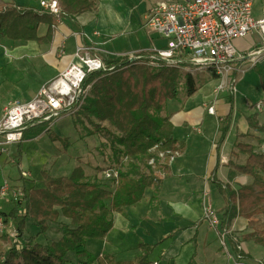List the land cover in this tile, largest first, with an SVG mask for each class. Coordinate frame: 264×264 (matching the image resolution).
<instances>
[{"label":"trees","instance_id":"trees-1","mask_svg":"<svg viewBox=\"0 0 264 264\" xmlns=\"http://www.w3.org/2000/svg\"><path fill=\"white\" fill-rule=\"evenodd\" d=\"M59 3L62 16L71 17L91 11L95 6V0H60ZM55 22V16L43 14L37 8L19 7L13 0H0V38L51 44ZM42 24L47 25V30L39 35ZM104 62L112 69L88 74L84 86L90 84V89L74 114L93 127L88 135L109 134L108 126L119 134L113 147L118 166L112 167L117 170V181L91 178L81 165L74 167L66 177L50 176L43 170L42 186L22 187L20 200L12 202L14 208L2 214L6 228L11 224L16 237H11L6 229L0 232V264H152L149 256L154 245L141 240L137 242L140 253L133 261H115L105 251L93 255L86 242L104 240L113 228L114 214L140 201L146 188L153 189L149 206L158 200L161 180L156 172L168 173L171 154L180 150L173 138V124L165 112L167 102L178 96L182 71L171 66L154 69L138 60L129 61L127 57ZM253 68L264 92V58ZM184 77L185 93L190 96L196 91L194 77L189 73ZM260 101L264 104V98ZM229 103V112L219 126L217 148L231 123L232 98ZM256 116V113L248 116V125L264 133V124H260ZM44 131H50L47 122L28 127L23 131L22 140L26 135H39ZM61 142L68 146L66 139ZM155 145L165 152L163 160L153 150ZM237 147L247 157L243 164L232 163L230 168L251 176L252 182L239 186L236 191L230 185H218L226 202L220 227L228 225L238 215L246 218L250 227H256L264 216V154L254 151L252 145L238 144ZM122 158L129 160L122 165ZM150 159H154V168L149 164ZM30 220L35 227L32 233L26 234ZM53 225L58 226L60 237L47 240ZM244 237L264 247V226L261 231H251Z\"/></svg>","mask_w":264,"mask_h":264},{"label":"crops","instance_id":"crops-1","mask_svg":"<svg viewBox=\"0 0 264 264\" xmlns=\"http://www.w3.org/2000/svg\"><path fill=\"white\" fill-rule=\"evenodd\" d=\"M13 1L19 7L37 8L39 12L45 14L31 0L32 5L28 6L17 4L19 0ZM157 1L159 0L151 2ZM143 4L146 5L147 13L150 6L148 7L145 1ZM120 13L122 12L118 0H95V6L91 11L74 17L62 16L61 10L55 24L52 25L54 39L51 44L0 38V45L5 47L4 51L0 50V61H5L9 65L12 57L25 63L39 58V65L45 67V70L50 65L52 67L43 74V78L36 76L37 78L34 77L20 85L21 87L16 86L15 89L18 91L16 95H19V98L14 100H30L44 83L53 79L69 62L75 61L74 52L78 45L88 47L91 54L99 56L104 61L119 54L149 50L163 45L164 41L147 27L154 38L149 39L150 42L148 40L143 45L139 44L123 51L113 49L110 46L116 41L113 37L120 34L124 25ZM258 13V9L253 12L255 17L263 16V4L261 14ZM46 30L47 25H40L39 35H44ZM136 30H139V26L134 31ZM250 39L252 50L257 49L260 37L254 39L251 36ZM238 51L241 54L246 52ZM244 62L237 61L236 67L242 69ZM252 67L254 65L247 66L244 72L237 71V77ZM20 69L18 71H25V67ZM205 73L210 79L195 80L198 74ZM192 76L196 91L190 96L184 93V96H177L178 99L176 97L167 102L165 114L169 115L173 124V138L176 144L180 145V150L174 151L168 164V173L156 172L161 180V188L155 205L149 206L153 189L146 188L140 201L114 214L113 228L104 240L89 239L86 245L92 240L102 242L105 249L103 251L112 255L115 261H133L140 253L137 242L141 240L154 245L149 259L157 264H264V247L244 237L251 231H261L264 217H260L261 224L256 227H250L248 220L239 215L228 225L220 227L226 202L218 188L219 184L230 185L231 189L236 191L239 186L252 182L251 176L231 169L230 164H243L246 160L247 154L237 147L238 144L252 145L254 151H260L264 133L250 128L247 118L256 113V120L264 124V110L258 111L254 105L264 98V92L261 90L262 95L256 102L245 95L243 103L238 108L240 96L237 92L240 78H237L235 94L227 90L215 94L217 79L211 72L198 71ZM230 98L233 100L231 123L225 139L217 148L219 126L229 112ZM223 103L227 109H223ZM211 105L215 108L214 114L207 111V107ZM1 116L2 114L0 118ZM31 137L36 135L29 134L25 138L28 140ZM25 138L21 143L26 141ZM21 180L16 179L11 186H14V189L42 186L40 183L28 186L24 182L18 183ZM204 190H208L209 204L220 219L216 227H212L204 217L202 200ZM58 234L57 238L60 237V231ZM91 244L94 251L89 248L90 243L87 245L90 253L100 255L101 251L97 245Z\"/></svg>","mask_w":264,"mask_h":264},{"label":"built area","instance_id":"built-area-1","mask_svg":"<svg viewBox=\"0 0 264 264\" xmlns=\"http://www.w3.org/2000/svg\"><path fill=\"white\" fill-rule=\"evenodd\" d=\"M37 7L50 15L59 17L61 8L58 0H31ZM256 0H159L147 11L148 29L157 34L164 43L161 47L123 53L116 57H127L129 61L145 60V63L156 66L177 67L194 75L198 71H209L217 79L215 94L227 90L231 94L237 92L235 72H243L236 67L237 61H245L255 65L264 58V14L253 15ZM258 34L261 46L250 53L252 57L241 54L234 40ZM252 49V48H251ZM75 61L69 62L53 79L44 83L37 93L28 101H10L4 108L0 118V154L7 152V147L19 143L23 139V131L43 122H51L61 114L77 111L88 93L84 86L88 74L112 67L96 55H92L87 47L78 45L74 52ZM258 111L264 110L262 101L255 103ZM214 114L213 105L207 107ZM157 145L153 147L156 149ZM260 152L264 154V142ZM164 152L158 151L159 158ZM149 164H154L150 159ZM104 178L117 181V170L104 171ZM21 176L28 177L25 171ZM11 185L6 181L0 184V200L7 199L16 203L22 196L21 188L16 187L9 192ZM208 191L202 194L203 213L212 227L219 224V217L208 201ZM7 230L11 237H16V230L6 228L0 215V232ZM156 264V263H154Z\"/></svg>","mask_w":264,"mask_h":264},{"label":"rangeland","instance_id":"rangeland-1","mask_svg":"<svg viewBox=\"0 0 264 264\" xmlns=\"http://www.w3.org/2000/svg\"><path fill=\"white\" fill-rule=\"evenodd\" d=\"M143 1L148 3V7L155 4L151 2L153 0H118L119 8L122 12L120 13L122 16L121 19L124 25L121 27L120 34L113 37L116 39L113 45H110L113 49L119 51L127 50L139 44L143 45L145 41L153 38V34H150L147 29L145 18L147 14L145 11L146 5L143 4ZM16 3L23 6L32 5L30 0H19ZM262 4L264 5V0H256L253 5V12H256L258 9V14H261ZM137 26H139V30L135 32L134 30ZM250 37L238 38V41H235V39L234 44L237 49L245 50L249 53L256 51L257 49H250ZM252 37L255 39L260 36L254 34ZM0 50L4 51L5 47L0 45ZM11 61L9 65L5 61H0V115L2 114L3 107L8 102L19 98V95H16L18 93L15 89L16 86L21 87L20 85L29 82L36 76L43 78V74L52 68L49 64L50 66L45 70V67L39 65V58H34L30 63H25L13 57ZM139 63H145V60H141ZM149 66L154 69L164 68L156 65ZM244 66V68L247 66L251 67L249 62H245ZM23 67H25V71H18ZM181 71L182 74L178 84V97L184 96L185 93L184 75L186 72ZM255 72V69L252 67L245 74L238 76L240 78L237 92L238 96H240L238 108L243 103L245 95L251 98L253 102H256L260 98L259 96L262 95ZM202 79L206 80L210 78H208V74L206 73L198 74L195 78L196 81H201ZM88 85L89 91L91 85L87 84L86 87ZM223 109H227L225 103H223ZM80 119L77 118L76 113L61 114L58 118L47 122L48 128L50 129L49 132L44 131L39 136L36 135V137H31L28 140L25 138L26 141L21 144L18 143L8 146L7 152L0 155V183L6 181L9 185H14L16 179H22L18 183L21 184V182H24L27 186L32 183L42 184L43 170L50 171V176L66 177L71 174L72 169L77 165H81L86 175H91V178L104 180V171L118 166V163L114 160L113 147L117 143L115 137L119 134L114 128L108 126L110 130L109 134L102 132L100 134L88 135L87 132L93 130V127L83 118ZM52 137L58 139L52 140ZM63 139L68 141L67 147L61 142ZM19 146H21L20 150H18ZM128 160L127 158H122L120 163L122 162L121 164L123 165ZM22 171L27 172L29 176L22 178ZM13 189L14 186L10 187L9 192ZM10 199V194H8L7 199L1 200L0 211L8 213L14 208ZM34 227L35 225H33L32 221H28L26 234L28 232L32 233ZM58 231V226L53 225L47 234L49 237L47 240L57 238L59 235ZM88 243H90L89 248L91 251H94L91 243L97 245L99 251L105 250L100 241L92 240L88 241Z\"/></svg>","mask_w":264,"mask_h":264},{"label":"bare ground","instance_id":"bare-ground-1","mask_svg":"<svg viewBox=\"0 0 264 264\" xmlns=\"http://www.w3.org/2000/svg\"><path fill=\"white\" fill-rule=\"evenodd\" d=\"M254 15V14H253ZM260 46H261V42H260V45H259V47L257 48V49H259L260 48ZM85 47V46H84ZM88 48V47H87ZM88 50H89V48H88ZM253 50H255V49H253ZM242 54H244V55H246V57H252V56H250V53L248 52V51H246V52H243ZM93 55V54H92ZM97 57H99V56H97ZM100 58V57H99ZM100 59H102V58H100ZM102 61H104L103 59H102ZM134 61V60H133ZM245 63V62H244ZM245 65V64H244ZM244 65H242V69L241 70H243V72L245 71V68L243 67ZM250 66H252L251 65V63H250ZM241 68V67H240ZM239 73H240V71H239ZM237 74H238V72H235L234 73V76L236 77V78H238L237 77ZM14 101H17V100H14ZM21 102H23V101H21ZM44 123V122H43ZM41 124V123H40ZM153 150H155L156 152H158V151H161V150H159V148H156V149H153ZM165 153V152H164ZM5 154V153H4ZM0 155H2V154H0ZM158 156V155H157ZM173 156V154H171V156H170V158H169V161H170V159H171V157ZM164 158H165V155H164ZM164 158H160V160H163ZM154 164H155V162H154ZM154 164L152 165V167L154 168ZM157 175V174H156ZM208 191V190H207ZM204 192V191H203ZM203 194V193H202ZM1 200H3V199H1ZM1 200H0V202H1ZM2 214H3V212L2 211H0V215L2 216ZM2 218H3V216H2ZM8 228H13L12 227V225L11 224H9L8 226H7ZM14 229V228H13ZM154 263H156V262H153L152 264H154ZM157 264V263H156Z\"/></svg>","mask_w":264,"mask_h":264}]
</instances>
